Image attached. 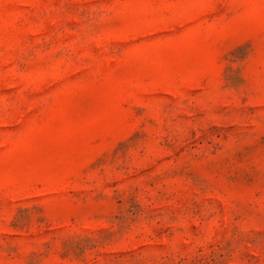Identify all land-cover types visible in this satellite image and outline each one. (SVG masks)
<instances>
[{"label": "rangeland", "instance_id": "rangeland-1", "mask_svg": "<svg viewBox=\"0 0 264 264\" xmlns=\"http://www.w3.org/2000/svg\"><path fill=\"white\" fill-rule=\"evenodd\" d=\"M0 264H264V0H0Z\"/></svg>", "mask_w": 264, "mask_h": 264}]
</instances>
